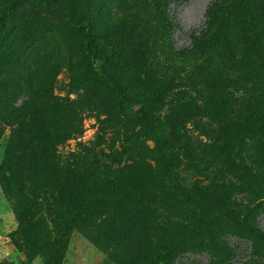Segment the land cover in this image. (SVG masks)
I'll return each instance as SVG.
<instances>
[{
	"label": "rangeland",
	"instance_id": "obj_1",
	"mask_svg": "<svg viewBox=\"0 0 264 264\" xmlns=\"http://www.w3.org/2000/svg\"><path fill=\"white\" fill-rule=\"evenodd\" d=\"M88 48L131 94L122 106L135 123H123ZM144 124L158 139L142 141L164 153L197 210L127 143ZM24 147L49 163L39 182L47 201L12 175L21 174L12 150ZM57 169L77 177L56 191ZM251 256L264 258V0L17 3L0 42V264H254Z\"/></svg>",
	"mask_w": 264,
	"mask_h": 264
},
{
	"label": "trees",
	"instance_id": "obj_2",
	"mask_svg": "<svg viewBox=\"0 0 264 264\" xmlns=\"http://www.w3.org/2000/svg\"><path fill=\"white\" fill-rule=\"evenodd\" d=\"M21 0H7L5 6L2 11V26L0 28V42L6 37L8 30L12 26V12L14 6L19 3ZM81 0H72V5L76 7H80ZM87 43L86 45H88ZM86 56L88 55L89 61L91 63V69L94 71L98 79L106 84L111 90L114 91L116 97L119 102V114L123 119V123L127 125L128 123H135L133 117L126 115L125 110L122 106L123 102H126L131 99L129 93H127L121 86L120 82L113 77L104 67L103 62L101 60L102 52L97 48H93V50L85 49ZM53 131V130H52ZM57 132L62 134V128L58 127ZM142 138H151V139H158V134L155 128L149 124H144L141 127L139 126L138 129L130 136L127 140V143L136 148H142L155 162L154 170L155 173L162 179H166L173 192H175L178 196L181 197L183 205L188 208L190 211L197 210V206L191 201V198L185 196L182 192H180L177 180L173 174H170L165 169V157L164 153H161L158 150L151 149L146 147ZM9 148V147H8ZM12 151H18V156L20 157L21 165V174H12L15 177L19 176L22 189L25 192H35L38 197L43 198L47 201L46 194L49 188L45 186H41L39 184L42 181L43 177L46 175L41 167L48 165L47 161H41L40 159H33L31 160V154L29 148L18 149L14 148ZM17 153V152H16ZM27 156V159L25 157ZM35 163H38V167L33 168ZM3 165V162H2ZM5 167V166H4ZM3 168V167H2ZM3 181L9 180L8 174H1ZM55 176L57 178V183L52 185L51 188H54L56 191L63 187L68 186V183H73L75 181L76 174H67L62 172L60 169L55 171ZM5 185V184H4ZM7 189V188H6ZM85 207V205H84ZM75 212L71 215L73 216ZM52 254L58 253V249L61 245V240L56 236L53 241ZM250 246L253 249V241L250 240ZM233 253L231 254V256ZM250 261L254 264H264V258L260 256H251ZM225 263V262H224ZM228 264V261L227 263Z\"/></svg>",
	"mask_w": 264,
	"mask_h": 264
}]
</instances>
